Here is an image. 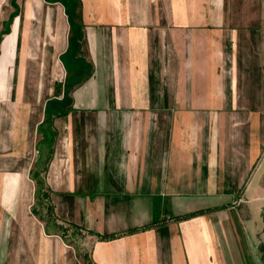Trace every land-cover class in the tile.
<instances>
[{
	"label": "crops",
	"instance_id": "1",
	"mask_svg": "<svg viewBox=\"0 0 264 264\" xmlns=\"http://www.w3.org/2000/svg\"><path fill=\"white\" fill-rule=\"evenodd\" d=\"M9 1L0 54L18 32L0 84V264H84L33 212L32 173L50 148L53 216L93 232L79 249L93 263L254 264L264 0H80L79 20L60 1ZM50 54L65 70L57 95L26 99L39 90L30 61Z\"/></svg>",
	"mask_w": 264,
	"mask_h": 264
},
{
	"label": "rangeland",
	"instance_id": "2",
	"mask_svg": "<svg viewBox=\"0 0 264 264\" xmlns=\"http://www.w3.org/2000/svg\"><path fill=\"white\" fill-rule=\"evenodd\" d=\"M20 2L21 1L19 0V3ZM13 3H15V0ZM37 3L47 5V2H45L44 0H38ZM9 6H10L9 0H0V21L3 20L7 16L9 8H10ZM67 14L72 19L74 17L73 16L74 8L71 11L69 10ZM17 32H18V29H16V31L12 30L10 33L6 34L1 43L0 84L2 83L1 77L3 73L7 70V66L10 63V60L12 57V52H13L14 45L16 42ZM64 76H65V70L55 54H50L49 59L47 60H43L41 57V59L39 60L30 61L29 69H28L27 84L28 86H30L29 90H32V88H37L39 90L37 92L27 91L25 94L26 99H34L37 102L39 101L42 102L44 99L49 98L50 96L57 95V93L49 91V90L53 86V84L57 82V80L60 83H62L64 81ZM41 89L43 90L45 89V92H41L40 91ZM34 206L36 205L34 204ZM71 237L72 236H68V239H70ZM75 241H76L77 246L81 249L80 243L82 241V235H77L75 238ZM263 246L264 244H262L260 248V252H261L260 255L257 254L256 258L252 256V258H254V262H253L254 264H264V260L262 259V251H261ZM80 259L82 260L81 256H80Z\"/></svg>",
	"mask_w": 264,
	"mask_h": 264
},
{
	"label": "trees",
	"instance_id": "3",
	"mask_svg": "<svg viewBox=\"0 0 264 264\" xmlns=\"http://www.w3.org/2000/svg\"><path fill=\"white\" fill-rule=\"evenodd\" d=\"M47 1H60L65 8L71 11L74 8V14H73V20L77 19L79 20V11L78 8L81 5L80 0H47ZM68 10V11H69ZM76 11V12H75ZM6 31V30H4ZM3 32L0 33V40H1V34ZM64 67L66 69L67 66ZM62 100L67 101L69 100V97L67 95V93L64 94ZM51 148L48 151V153L45 155V159L44 161L40 162L37 166V168L33 171L32 173V178L35 180V185H36V189H35V205L37 206H33V212L38 216V218H40L41 220H46L49 221L53 227L59 232L60 236L67 241L69 244H73L75 249L77 250L78 254L82 257L83 259V263L84 264H95L91 261V259L88 257V254L84 251H80L79 247L76 244L75 238L77 235H83V232L86 233H93L90 230H86L83 227L75 224V223H69V222H61L60 224L56 222V218L55 216H53V208H52V204L49 200V190H47L45 183H44V179L42 176V172L46 170V164L50 159L51 156ZM45 209V210H44ZM202 210H198V211H194V212H190V213H186L183 215H178V216H174V219H183V218H187L190 216H193L199 212H201ZM46 212V213H45ZM68 236H72L70 239H68ZM97 236L100 239H110L115 237V235H102V234H97Z\"/></svg>",
	"mask_w": 264,
	"mask_h": 264
},
{
	"label": "water",
	"instance_id": "4",
	"mask_svg": "<svg viewBox=\"0 0 264 264\" xmlns=\"http://www.w3.org/2000/svg\"><path fill=\"white\" fill-rule=\"evenodd\" d=\"M261 251H262V259L264 260V246H263V248L261 249Z\"/></svg>",
	"mask_w": 264,
	"mask_h": 264
}]
</instances>
